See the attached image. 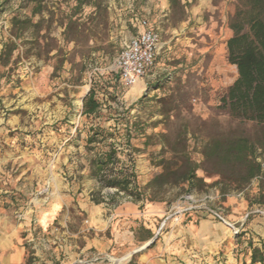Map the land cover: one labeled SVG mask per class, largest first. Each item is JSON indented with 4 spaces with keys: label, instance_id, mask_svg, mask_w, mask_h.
<instances>
[{
    "label": "rangeland",
    "instance_id": "rangeland-1",
    "mask_svg": "<svg viewBox=\"0 0 264 264\" xmlns=\"http://www.w3.org/2000/svg\"><path fill=\"white\" fill-rule=\"evenodd\" d=\"M100 3L97 9L77 10L69 0H0V214L5 210L15 223L31 218L32 236L42 248L67 238L62 236L67 221L84 219L74 214V205L82 199L80 192L92 188L89 160L95 152L86 150V141L94 128L121 130L131 122L144 131L133 139L134 150L127 149L142 187L161 172L155 164L164 153L171 158L168 152L185 147L200 164L199 177L208 184L221 182L216 160L200 154L204 146L233 133L256 134L254 126L240 124L219 109L238 77L227 49L238 0ZM134 15L148 19L162 44L149 74L156 75L143 80L145 90L139 93L114 69V60L136 35ZM91 89L102 104L99 117L83 114V100ZM113 142L120 149L127 145L121 139ZM98 148L104 151L107 145ZM260 184L255 180L244 191L231 188L220 196L227 185L223 182L199 194L216 198L212 205L223 211L238 234L246 216L258 210ZM187 189L185 185L166 190L167 212ZM111 192L105 189L103 196L112 208L118 199H112ZM74 194L76 203H70ZM52 205L63 207L64 219L44 235L38 218ZM147 236L138 234L140 239ZM31 252L28 246L32 264L40 263Z\"/></svg>",
    "mask_w": 264,
    "mask_h": 264
},
{
    "label": "trees",
    "instance_id": "trees-1",
    "mask_svg": "<svg viewBox=\"0 0 264 264\" xmlns=\"http://www.w3.org/2000/svg\"><path fill=\"white\" fill-rule=\"evenodd\" d=\"M69 1L74 2L77 10L83 7L97 9L101 5V0ZM230 28L233 36L227 43L228 61L236 67L238 77L221 98L219 109L240 124L254 126L256 134L251 137L233 133L213 139L204 146L200 154L205 160H216L221 168L216 175L221 182L208 184L206 179L199 177L200 164L190 157L185 147L182 152L173 149L168 152L172 154L171 158L165 157L164 153L155 164L161 172L142 187L136 162L127 149L134 150L133 139L143 135L144 131L127 122L121 130L97 127L88 135L86 150L95 152L89 160L90 177L97 181L101 190H114L116 195L122 194L137 203H163L166 202L163 195L168 188H184L187 185L185 194L203 193L224 182L227 183L226 188L219 192L220 196H225L231 188L244 191L257 180L262 185L259 186L255 205L264 212V183L261 182L264 180V160L261 159H264V0H238ZM101 108L95 90L91 89L83 100V114L99 117ZM162 137L166 138L165 135ZM119 139L127 144L123 149L113 142ZM100 144H106L107 149L100 151ZM222 170L230 175L225 177ZM256 215L259 213L250 215L248 220ZM248 234L241 229L236 234V242L239 245L244 240L248 242L250 264H264V241L261 247H257ZM152 237L154 235L149 233L144 240ZM26 264H32L31 257Z\"/></svg>",
    "mask_w": 264,
    "mask_h": 264
},
{
    "label": "crops",
    "instance_id": "crops-1",
    "mask_svg": "<svg viewBox=\"0 0 264 264\" xmlns=\"http://www.w3.org/2000/svg\"><path fill=\"white\" fill-rule=\"evenodd\" d=\"M135 17L138 16H132L131 22ZM132 25L136 29L133 23ZM137 32L136 29V34ZM155 75L153 73L148 78ZM144 86L146 84L141 81L133 90L143 92ZM104 191L94 179L89 191L79 193L82 199L74 205V214L83 216L84 219L82 222L67 221V230L63 231L62 236H68L59 240L56 246L42 248L32 236L35 228L31 218L15 223L3 210L0 214V264H26L28 246L32 250L31 256L39 260L38 264H75L79 259L89 260L96 255L107 254L114 258L132 255L147 243V239L138 238V234L152 233L155 236L166 217L168 207L165 203H137L111 192L110 197L118 199V204L111 208L105 202ZM76 197L75 194L70 196V203H76ZM62 209L61 205H52L40 212L38 228L44 235L53 233L56 221L64 219ZM255 211L251 213L254 214ZM239 228L249 233L255 246L261 247V242L264 241V213L253 216ZM22 232H28L27 236L22 237ZM250 262L248 242L244 240L241 245L236 242L234 224L222 222L207 213L189 212L178 221L167 222L154 244L129 257L122 264Z\"/></svg>",
    "mask_w": 264,
    "mask_h": 264
},
{
    "label": "built area",
    "instance_id": "built-area-1",
    "mask_svg": "<svg viewBox=\"0 0 264 264\" xmlns=\"http://www.w3.org/2000/svg\"><path fill=\"white\" fill-rule=\"evenodd\" d=\"M132 23L138 32L125 43L121 53L114 60L115 72L129 87H135L139 82L149 77L162 48L160 33L150 27L147 19L135 17ZM215 199L211 194L190 193L182 195L166 213V217L159 229L161 228L162 232L167 222L178 221L185 213L189 212L207 213L227 223L228 220L223 211L219 208H214L212 205ZM259 212L264 213L260 210H256L253 213ZM165 221L166 223L163 224ZM115 261L114 258L106 255L103 258L97 257L93 260L79 259L75 264H106V262L112 264Z\"/></svg>",
    "mask_w": 264,
    "mask_h": 264
},
{
    "label": "water",
    "instance_id": "water-1",
    "mask_svg": "<svg viewBox=\"0 0 264 264\" xmlns=\"http://www.w3.org/2000/svg\"><path fill=\"white\" fill-rule=\"evenodd\" d=\"M259 213H261V212H259ZM247 218H248V216H246L245 220H246ZM165 223H166V221H165L163 224H165ZM160 232H161V228H160L159 231L156 233V235L154 236V238H153L149 243H147L144 247H142V248L136 250L132 255L125 256V257H122V258L117 259V260L115 261V264H121L123 261H125V260L128 259L129 257H131V256H133V255H136V254H138V253H141V252H143V251H145L150 245H152V244L155 243V241H156V240L158 239V237H159Z\"/></svg>",
    "mask_w": 264,
    "mask_h": 264
}]
</instances>
